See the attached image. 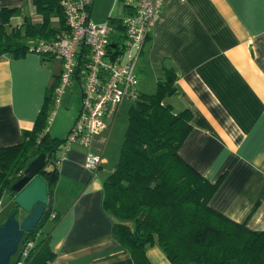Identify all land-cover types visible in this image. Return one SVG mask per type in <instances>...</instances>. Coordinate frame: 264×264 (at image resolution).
I'll list each match as a JSON object with an SVG mask.
<instances>
[{
    "label": "crops",
    "instance_id": "obj_1",
    "mask_svg": "<svg viewBox=\"0 0 264 264\" xmlns=\"http://www.w3.org/2000/svg\"><path fill=\"white\" fill-rule=\"evenodd\" d=\"M4 7L21 10L8 29L20 26L23 16L42 21L33 0H0ZM124 13L122 4L119 15L109 12L107 18ZM52 21L56 25V17ZM165 64L177 77L176 93L164 102L174 112H190L191 128L178 153L209 181L219 180L209 206L264 230V0H162L136 67L140 93L155 92ZM61 69L57 57L0 55V147L22 142ZM120 133L114 119L108 130L94 134L91 149L102 156L96 172L85 168L87 148L77 143L55 164L47 204L57 218L47 219L40 231L55 253L50 264H133L113 232L115 222H132L103 206V181L117 162ZM12 203L0 199V224ZM146 255L151 264H172L157 244Z\"/></svg>",
    "mask_w": 264,
    "mask_h": 264
},
{
    "label": "trees",
    "instance_id": "obj_2",
    "mask_svg": "<svg viewBox=\"0 0 264 264\" xmlns=\"http://www.w3.org/2000/svg\"><path fill=\"white\" fill-rule=\"evenodd\" d=\"M33 3L42 21L33 23L23 16L22 24L10 29V18L20 15L21 10L0 9V55L22 56L32 44L53 39L64 27L59 0ZM109 18L121 27L119 18ZM176 77L173 66L165 64L155 92H139L128 108V125L118 161L103 181L104 208L120 220L132 222L131 226L115 222L114 236L129 251L133 264H151L146 250L153 244L163 250L172 264H229L231 260L238 264H264V230L250 229L244 222H236L211 208L208 202L219 180L209 181L178 153L191 124L189 110L174 112L164 102L176 93ZM57 81L49 88L34 126L22 132V142L0 147V199H12L13 183L41 152L45 153L46 162L38 174L47 182V194L56 178V154L64 138L52 136L46 125L47 105ZM52 209L46 204L36 227L24 233L19 243L21 248L25 240H34L25 264H50L55 256L48 245V235H40ZM56 218L57 214L50 219Z\"/></svg>",
    "mask_w": 264,
    "mask_h": 264
},
{
    "label": "built area",
    "instance_id": "obj_3",
    "mask_svg": "<svg viewBox=\"0 0 264 264\" xmlns=\"http://www.w3.org/2000/svg\"><path fill=\"white\" fill-rule=\"evenodd\" d=\"M122 1L125 13L119 18L121 27H118L111 23L110 16L103 23L91 21L93 0H59L64 27L53 39L40 40L29 47L30 52L57 57L62 62L48 120L61 102L64 87L72 79L81 85L80 107L59 147L55 164L77 143L87 148L85 168L96 172L102 156L91 149L94 134L109 129L125 99L133 101L138 96L136 67L162 0ZM117 31L119 35L113 38ZM55 216L52 209L48 219ZM33 246L34 240L30 239L21 248L18 246L15 264H25Z\"/></svg>",
    "mask_w": 264,
    "mask_h": 264
},
{
    "label": "water",
    "instance_id": "obj_4",
    "mask_svg": "<svg viewBox=\"0 0 264 264\" xmlns=\"http://www.w3.org/2000/svg\"><path fill=\"white\" fill-rule=\"evenodd\" d=\"M45 162V153H39L29 161L22 176L11 187L14 191V206L0 224V264H9L24 233L31 232L36 227L46 210L47 182L38 174Z\"/></svg>",
    "mask_w": 264,
    "mask_h": 264
},
{
    "label": "rangeland",
    "instance_id": "obj_5",
    "mask_svg": "<svg viewBox=\"0 0 264 264\" xmlns=\"http://www.w3.org/2000/svg\"><path fill=\"white\" fill-rule=\"evenodd\" d=\"M122 0H94L91 6V21L95 23H103L107 20L108 13L112 15H119L121 11ZM119 35V32L112 35L113 38ZM81 85L77 79L72 81L64 87V93L61 97L55 114L48 120V128L50 133L59 138H65L69 129L68 124L71 123L77 110L80 107ZM131 101L124 100L118 109V114L115 117V125H120V142L117 161L119 158L120 147L124 138V133L128 125V108ZM70 125V124H69ZM18 256V251L11 256L9 264H13Z\"/></svg>",
    "mask_w": 264,
    "mask_h": 264
}]
</instances>
